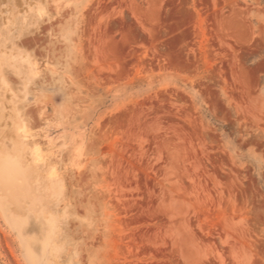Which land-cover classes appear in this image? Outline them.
Masks as SVG:
<instances>
[{
  "label": "rangeland",
  "instance_id": "obj_1",
  "mask_svg": "<svg viewBox=\"0 0 264 264\" xmlns=\"http://www.w3.org/2000/svg\"><path fill=\"white\" fill-rule=\"evenodd\" d=\"M0 122V264H264V0H0Z\"/></svg>",
  "mask_w": 264,
  "mask_h": 264
},
{
  "label": "bare ground",
  "instance_id": "obj_2",
  "mask_svg": "<svg viewBox=\"0 0 264 264\" xmlns=\"http://www.w3.org/2000/svg\"><path fill=\"white\" fill-rule=\"evenodd\" d=\"M28 33V32H27ZM1 124H2V122H0ZM9 125V124H8ZM8 127V126H7ZM7 127H6V129H7ZM9 127H11V126H9ZM20 127V126H19ZM3 128V127H2ZM9 129V128H8ZM3 130H1V133H5L6 131H4V132H2ZM12 134V133H11ZM4 136H5V134H3ZM2 135V136H3ZM3 136V137H4ZM9 138H10V136H9ZM17 138V137H16ZM12 139V138H11ZM15 138H13V140H14ZM5 140V139H4ZM16 140V139H15ZM14 140V141H15ZM0 141H1V137H0ZM6 141V140H5ZM15 142H19L18 144H21V141L19 140V139H17ZM12 143H13V141H12ZM5 144V143H4ZM23 145V144H22ZM4 146V145H3ZM7 145H5L4 147L5 148H7L6 147ZM15 146V145H14ZM17 146V145H16ZM20 147H22L21 145H20ZM0 148H1V146H0ZM8 149V148H7ZM9 149H11L10 148V145H9ZM8 149V150H9ZM20 149H22V148H20ZM23 150V149H22ZM3 151V150H2ZM21 154H22V152H21ZM25 154V153H24ZM2 156V155H1ZM4 156L5 155H3V157H0V173H1V184H2V189H11L12 190V188H14V183L13 184H11L12 182H14V178L16 177V175L18 176V174L19 173H22V171H23V169L21 168V166H20V164H19V162H18V160H15L16 159V156H15V158H14V161H13V159H12V161L11 160H9V159H11V158H5L4 159ZM11 156H13V155H10V157ZM24 165H25V163H24ZM28 167H31V166H28ZM35 168H37L36 166H35ZM22 169V170H21ZM33 170H34V168H32ZM37 170V169H36ZM31 172V171H30ZM30 172H29V174H30ZM38 172V171H37ZM23 174V173H22ZM37 175H39V174H37ZM20 176H21V174H20ZM19 176V177H20ZM34 176H35V174H34ZM40 176V175H39ZM36 179V178H35ZM39 179V178H38ZM18 184H16V185H23V184H21V182L19 183L18 182V180L16 181ZM27 182V181H26ZM22 183H24L23 181H22ZM19 185V186H20ZM16 188H18V186H16ZM21 188H22V186H21ZM10 190V191H11ZM15 190V189H14ZM16 193H18V192H16Z\"/></svg>",
  "mask_w": 264,
  "mask_h": 264
}]
</instances>
